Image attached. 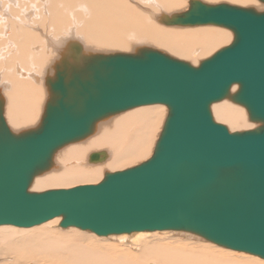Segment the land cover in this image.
Returning <instances> with one entry per match:
<instances>
[{"label": "water", "instance_id": "1", "mask_svg": "<svg viewBox=\"0 0 264 264\" xmlns=\"http://www.w3.org/2000/svg\"><path fill=\"white\" fill-rule=\"evenodd\" d=\"M169 23L218 25L234 38L197 66L147 48L57 70L40 124L24 132L8 128L0 107V225L61 217V227L100 236L184 231L264 259V11L193 0ZM225 97L260 125L229 131L215 121L210 106ZM151 104L168 114L147 160L96 184L29 190L55 149L107 115Z\"/></svg>", "mask_w": 264, "mask_h": 264}, {"label": "bare ground", "instance_id": "2", "mask_svg": "<svg viewBox=\"0 0 264 264\" xmlns=\"http://www.w3.org/2000/svg\"><path fill=\"white\" fill-rule=\"evenodd\" d=\"M191 1L0 0V107L8 128L13 133L36 128L52 95L49 83L56 71L68 72L93 55L134 54L148 48L197 66L229 45L234 35L225 27L169 23ZM199 1L264 11L260 0ZM236 89L233 84L230 94ZM163 107L143 105L97 120L88 135L55 149L29 190L96 184L108 171L149 156L167 116ZM210 110L229 131L257 125L229 97L212 103ZM96 152L103 157L92 163L89 157ZM60 220H47L45 228L0 225V264H264L257 255L211 245L184 231L168 230V238L175 236L172 241L132 233L102 237L73 226L59 228Z\"/></svg>", "mask_w": 264, "mask_h": 264}, {"label": "rangeland", "instance_id": "3", "mask_svg": "<svg viewBox=\"0 0 264 264\" xmlns=\"http://www.w3.org/2000/svg\"><path fill=\"white\" fill-rule=\"evenodd\" d=\"M264 3V2H263ZM226 29H228V28H226ZM229 30V29H228ZM231 31V30H230ZM231 33H232V35H233V32L231 31ZM213 54V53H212ZM171 57H173V56H171ZM175 58V57H174ZM208 58V57H207ZM177 59V58H176ZM201 60H203V58L201 59ZM155 105V104H154ZM160 105H162V106H165V105H163V104H160ZM164 108V110H165V113H166V115H167V107L165 106V107H163ZM216 121V120H215ZM251 122H254V121H251ZM220 123V122H219ZM254 123H257V125H255V126H258V124H260V123H258V122H254ZM223 124V123H222ZM225 126H226V124H224ZM255 126H250V127H246V128H244V129H241L240 131H243V130H248V129H252V128H254ZM227 127V126H226ZM160 128V127H159ZM157 129V131H156V134H155V136H154V139H153V142L154 141H156V139H158V137H159V133H160V131H161V129ZM152 145H153V143H152ZM152 147V146H151ZM154 147V146H153ZM152 152H153V150H152ZM152 152H150V154H149V156H147V157H145V158H143V159H139L138 160V162H135V164L133 163L132 165H128L129 167H132V166H134V165H137L136 163H141V162H143V161H145V160H147L150 156H151V154H152ZM89 161V160H88ZM99 162V160L96 162V161H92V163H98ZM89 163H91L90 161H89ZM91 163V164H92ZM129 167H126V168H129ZM125 168V169H126ZM123 170V169H122ZM108 172H111V171H108ZM87 184V183H86ZM88 184H91V183H88ZM55 188H57V187H52V188H45L46 190L47 189H55ZM58 188H61V187H58ZM62 188H68V187H62ZM45 189H42V191H44ZM41 191V190H40ZM47 222V221H46ZM46 222H43V223H41V224H39V225H35L36 227H40V226H43L44 228L45 227H47V224H44V223H46ZM60 222V221H59ZM53 223H51V224H48V226L49 225H52ZM56 226L57 227H59V223L57 222L56 223ZM71 227V226H70ZM59 228H61V226L59 227ZM82 230V229H81ZM86 231V230H85ZM88 234H89V232L90 231H86ZM91 234L93 233V232H90ZM172 233V232H171ZM126 234H128V233H126ZM132 234H134L133 236H135V237H139V238H144V239H147V238H149V235L150 236H155L156 238H159V239H162V241H172L171 239L172 238H174L175 239V236L173 237L172 236V238L170 239V238H168V235L170 234V232L168 233V230H161V231H139V232H132ZM102 237H107V236H102ZM165 237V238H164ZM167 237V238H166ZM170 239V240H169ZM186 241H188V240H186ZM200 241H202V240H200ZM203 242H204V240H203ZM205 242H207V241H205ZM207 243H210L211 245H212V242H207ZM215 246H217L216 244H214ZM218 247H221V246H218ZM223 248V247H222ZM230 250H232V249H230ZM234 251H236V250H234ZM1 258V257H0ZM27 262V261H26ZM26 262H24V264L26 263ZM29 262V261H28ZM26 263V264H33V263ZM41 263V262H40ZM18 264H23V262L21 261V263L19 262Z\"/></svg>", "mask_w": 264, "mask_h": 264}]
</instances>
